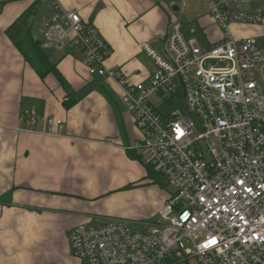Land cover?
I'll list each match as a JSON object with an SVG mask.
<instances>
[{
  "label": "built area",
  "instance_id": "built-area-1",
  "mask_svg": "<svg viewBox=\"0 0 264 264\" xmlns=\"http://www.w3.org/2000/svg\"><path fill=\"white\" fill-rule=\"evenodd\" d=\"M208 1L220 41L205 47L174 19L161 50L141 44L155 64L147 82H127L121 68L107 67L111 47L98 28L57 0L32 20L44 42L78 50L89 75L117 85L141 135L128 149L169 189L161 221L147 229L122 220L70 228V252L83 264H264V46L229 30L264 27V11L241 9L247 0ZM174 99L182 106L167 111ZM26 122L47 134L63 126L48 116Z\"/></svg>",
  "mask_w": 264,
  "mask_h": 264
},
{
  "label": "crops",
  "instance_id": "crops-1",
  "mask_svg": "<svg viewBox=\"0 0 264 264\" xmlns=\"http://www.w3.org/2000/svg\"><path fill=\"white\" fill-rule=\"evenodd\" d=\"M33 1L0 0V264H83L70 252L68 232L81 222L100 224L84 200L94 190L126 187L139 178L144 163L128 147L141 135L124 111L120 89L89 75L78 50L58 51L35 36L65 86L52 74L40 78L25 62L5 29ZM57 1L98 28L111 47L106 66L121 68L130 83L147 82L155 69L153 61L151 68L137 58L142 43H153L174 19L183 32L191 24L174 13L177 0ZM208 3V12L195 18L206 42L187 35L205 47L221 39ZM50 11L48 4L40 15ZM229 30L236 38L255 39L264 27L230 23ZM70 95L76 100L65 108L62 100ZM30 116H54L63 126L47 134L27 125ZM162 195L154 201L160 207Z\"/></svg>",
  "mask_w": 264,
  "mask_h": 264
},
{
  "label": "rangeland",
  "instance_id": "rangeland-1",
  "mask_svg": "<svg viewBox=\"0 0 264 264\" xmlns=\"http://www.w3.org/2000/svg\"><path fill=\"white\" fill-rule=\"evenodd\" d=\"M50 4L49 0H40L37 7V15L39 16L46 10ZM179 5V11L177 13L179 17L185 19L187 22H191L190 26L184 28L186 35H194L202 43L204 36L195 22L196 14L207 13L209 3L207 0H177ZM240 8L249 12H257L264 10V0H247L240 3ZM188 28H191L190 31ZM244 31V29H240ZM33 35L41 38L39 33L36 31L35 25L32 29ZM255 42L258 46H264V30H259L255 36ZM108 42V41H107ZM141 49V48H140ZM138 53V59L147 67H153L152 60H150L143 53ZM215 65L223 64L222 62H213ZM256 79H259L258 74ZM182 101L180 99H174L172 104L168 105L166 110H172L173 108H180ZM54 117V116H52ZM142 165V164H141ZM144 165V164H143ZM139 170L138 179H135L132 184L126 187H116L113 189H102L94 190V196L85 198L87 205L91 207V211L95 215L96 223H105L112 220H122L128 222L132 228L144 230L147 229L153 222L161 221L158 216L157 209L160 207L156 205L154 201H158V196L162 198V193L167 195L168 188L163 186L154 178L147 175V169L145 165ZM155 181L156 183H153ZM153 186V187H152ZM95 225V224H93ZM97 225V224H96ZM190 264H198L196 258L190 259Z\"/></svg>",
  "mask_w": 264,
  "mask_h": 264
},
{
  "label": "trees",
  "instance_id": "trees-1",
  "mask_svg": "<svg viewBox=\"0 0 264 264\" xmlns=\"http://www.w3.org/2000/svg\"><path fill=\"white\" fill-rule=\"evenodd\" d=\"M39 3L40 0H34L23 10L21 14L6 27L5 34L21 54L25 62L35 70L40 78L52 74L56 77L61 86H65L66 81L58 71L56 64L49 59L48 51L42 45L43 42L32 33V20L37 12ZM75 100L76 98L74 96H66L65 99L62 100V105L65 108H69L73 105ZM144 165L147 169V175L164 186L160 176H158L151 167L146 164ZM155 181H153V183H156Z\"/></svg>",
  "mask_w": 264,
  "mask_h": 264
},
{
  "label": "water",
  "instance_id": "water-1",
  "mask_svg": "<svg viewBox=\"0 0 264 264\" xmlns=\"http://www.w3.org/2000/svg\"><path fill=\"white\" fill-rule=\"evenodd\" d=\"M173 9L176 10L177 7L173 6ZM161 43H162V37L157 38L153 44L156 47L157 50H161Z\"/></svg>",
  "mask_w": 264,
  "mask_h": 264
}]
</instances>
